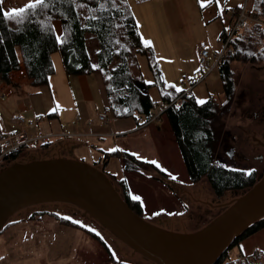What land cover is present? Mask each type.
Here are the masks:
<instances>
[{"label": "rangeland", "instance_id": "374dc122", "mask_svg": "<svg viewBox=\"0 0 264 264\" xmlns=\"http://www.w3.org/2000/svg\"><path fill=\"white\" fill-rule=\"evenodd\" d=\"M135 1L128 0L129 7L134 6ZM181 1L186 3V14L182 15L176 12V6L180 4V0H162L161 2L153 0V4L167 7L170 12L167 13L166 18H163L161 12L157 13V16L163 20V23L157 20L159 34H155L151 27L149 30L147 29L150 37L149 45L153 49L152 62L158 68L161 77H156L152 71L149 72L148 64L143 65L139 61L138 68L142 80L146 83V74H149L154 80L156 77L159 84L163 81L162 88L165 90L177 92L176 89L179 88L184 91L188 88V84L183 85L180 82L183 77L196 79L200 77L197 72V60H195V41L200 42L204 38L211 37L214 39L210 38L217 52H223L226 49L224 57L229 62L230 78L233 84V97L228 103L229 105L225 103L222 81L218 71L219 65L210 76L207 75L197 83L189 95H193L196 103L197 100L207 102L209 98H212L220 106L213 118V125L217 127L215 129L218 131L219 140L217 159L239 169L254 171L256 181H258L259 175L264 171V147L258 145L256 138L264 142V125L251 116L254 112L259 113V110H264V61L242 55L240 58L232 60L231 57L235 55L233 42H236L237 37V42H240L241 38L235 35L233 42L228 44L225 49H223V42L220 39L222 30L228 28L234 14L243 7V0H237L239 9L235 12L227 11L232 0H229L227 4V0H220L219 6L223 15L210 24H207L203 18V10L198 6L197 0ZM1 2L4 11L7 12L13 8L24 7L32 0H1ZM142 2L144 3L145 0L140 1V3ZM156 7L160 8V6ZM251 9L252 6H249V13H251ZM169 30L176 31V40L186 58L187 63L185 64L192 75L186 73L188 70L185 73H179V66L171 57V43L168 42L167 36L164 37L166 31ZM245 31L242 30L240 33ZM257 37H259L258 34ZM86 39L88 43L92 41L96 47L97 42L92 35H87ZM95 47L89 43L88 52L91 51L92 56L97 50L95 49L93 53ZM262 47L263 40L260 45L253 48L254 52L258 53ZM143 58L144 56L139 55L137 61ZM51 60L54 66V74L49 80L52 96L56 102L61 96L66 103L73 104L76 93H73L65 80L66 74L60 52L52 53ZM168 85L175 87L170 88ZM150 96L154 102V112L157 113L163 106L162 101L153 88L150 91ZM212 110L215 108L212 107ZM152 125L116 138L106 136L101 140L96 139V143H94L99 147L103 146L106 150H124L144 161H156V164H159L160 167L152 163L153 167L151 168L147 167L145 170L137 168V172H132L123 169V165L119 166L118 159L113 158L105 168L107 177L122 198L123 192L118 180L126 178L131 197H139L137 200H139L142 210L138 216L141 219L165 230L186 232L224 210L233 202L235 196L243 193L241 191H225L218 194L212 189L206 177L192 182L185 169L180 148L164 116ZM148 129L151 130L152 137H147ZM225 131L230 132L231 136L236 138L232 145L237 154L231 161L225 157L221 148V140ZM28 133L30 136L41 134L36 127L30 129ZM251 133L256 138H252ZM116 139L118 141H115ZM97 141L100 142L97 143ZM40 145L41 142H38L32 147H28L26 151L34 153L41 148ZM31 155L35 156L24 157L25 159L22 160L49 156L47 154L42 156L43 154L40 153ZM240 155L244 156L246 160H241ZM77 156L83 157L84 161L82 162L91 166H96V162L103 159L98 152L89 149L81 151V155L78 153ZM261 157V160L257 159ZM7 165L6 161H0V167ZM121 167L123 172H121ZM148 173L153 177L148 178L150 177ZM145 174H148V177L144 176ZM172 176H175L176 179L173 180ZM81 209V207L67 202H46L14 212L6 220L2 227L3 230L0 232V264H160L129 246L86 210L82 215L79 212ZM41 211L48 213L39 217L42 215ZM48 214L56 216L57 219ZM262 215L264 216V213ZM29 217L31 219H28ZM79 226L91 232L87 233L83 229L76 228ZM92 232L100 239L94 238ZM227 252L228 264H232L229 262L234 260L238 249L236 247L229 248Z\"/></svg>", "mask_w": 264, "mask_h": 264}, {"label": "trees", "instance_id": "16d2710c", "mask_svg": "<svg viewBox=\"0 0 264 264\" xmlns=\"http://www.w3.org/2000/svg\"><path fill=\"white\" fill-rule=\"evenodd\" d=\"M45 4L46 6L27 9L20 16L8 18L4 15L6 11L0 0V79L8 80L9 72L17 69L20 62H23L27 76L33 78V86H46L49 77L54 73L51 55L59 51L67 75H80L95 70L101 72L114 118L132 117L139 126L143 121L151 119L155 114L154 102L148 93L150 86L143 82L140 75L137 56H145L154 75H161L152 62V47L146 46L140 38L128 0H45ZM251 14L264 18V0H253ZM55 21L60 23V37L55 33ZM242 30L246 31L240 33ZM224 31L225 29L221 36ZM263 31L259 24L251 21L239 29L235 35L241 38L240 42H237L238 37L233 42V37L229 43L233 42L235 51L231 59L240 58L242 55L264 61ZM89 34L98 45L94 61L91 60L86 43V36ZM260 39L263 40V47L255 53L253 48L260 45ZM225 50L218 62V71L225 103L229 105L233 97V84L229 62L224 57ZM162 84L163 81L160 85ZM180 93L161 92V98L167 104ZM219 108L212 98L205 104L198 105L191 95H186L180 99L179 104L170 106L161 115L173 132L192 182L206 177L218 194L225 191H241L244 194L257 182L255 173L217 159L219 140L213 118ZM47 145L42 146L47 148ZM28 153L26 149H20L10 154L7 161L13 163L32 157ZM113 154L122 157L126 171L137 172V168L145 170L153 167L151 163L138 160L129 153L115 151ZM28 161L30 160L24 162ZM2 169L4 168H0V171ZM118 183L123 192L122 199L139 215L142 210L140 202L131 197L128 181L123 178ZM46 213L48 212H40ZM263 227L264 216L247 221L229 246L211 264H228L227 250ZM76 228L91 232L82 226ZM2 230L3 228L0 232ZM92 236L100 239L93 232ZM230 261L232 264H264V251L255 249L244 260L237 258Z\"/></svg>", "mask_w": 264, "mask_h": 264}, {"label": "water", "instance_id": "95a60500", "mask_svg": "<svg viewBox=\"0 0 264 264\" xmlns=\"http://www.w3.org/2000/svg\"><path fill=\"white\" fill-rule=\"evenodd\" d=\"M0 168H4L0 171V230L22 208L67 202L81 207L82 215L86 210L129 246L160 264H211L247 221L264 213V171L249 191L235 196L224 210L191 230L173 232L141 219L104 172L78 159L50 156Z\"/></svg>", "mask_w": 264, "mask_h": 264}, {"label": "crops", "instance_id": "0c3cea01", "mask_svg": "<svg viewBox=\"0 0 264 264\" xmlns=\"http://www.w3.org/2000/svg\"><path fill=\"white\" fill-rule=\"evenodd\" d=\"M140 1L141 0H136L134 6L130 7V9L136 21L140 38L144 42L145 40L149 41L148 39L150 37L148 36V30L150 27L153 28L155 34H159V23L157 22V20H159L160 23H163V20L157 16V13L161 12L163 18H166V15L168 12H170V9H167V7H163L162 5L153 4V0H145L144 3H140ZM161 1L162 0H160V2ZM227 3H229V0H227L226 4ZM185 4V2H182L180 0V4L176 6V12H178L180 15L186 14ZM197 4L200 9L203 10L202 15L207 24L213 23L216 18H219L223 15L220 6L218 7L215 3H212L204 8H201L200 0H197ZM229 4L230 8H227V11L231 10V12H235L239 9L237 0H232V4ZM156 6H160V8ZM54 29L56 36L60 37L61 27L58 21L54 22ZM175 34L176 31L170 30L166 31V34H164V37L167 36L169 40L168 42L171 43V57L172 59H174L175 63L178 64L180 70L179 73H185V71L188 70L186 73H189L188 75H192L189 71V68L185 64L187 63V61L182 53L180 46L178 45ZM210 38H204L203 40H205L208 44V47L210 49V61H212L214 55L218 52L215 50L213 42L211 40L213 38ZM198 42V40L195 41V60H197ZM86 43L87 48H89V43H91V45L95 47L92 41H89L88 43L86 40ZM97 48L98 47L96 45V47L93 49V53ZM88 53L91 57V60L94 61V55L92 56V52L90 51ZM139 61L143 65L148 64L147 58L145 56L143 59L138 60V62ZM216 66H218V64ZM216 66L207 74L208 76L212 74V71L216 69ZM150 71L151 70L149 68V72ZM65 80L68 83L69 88L73 90V93H76L73 104L66 103L65 100H63V97H59L58 95L57 97H59V99L58 102H56L55 98L52 96L49 81L46 86H33V78H29L27 76L26 68L23 62H20L17 69L9 72L8 80L0 79V88L5 87L7 89L6 96L0 98V130L4 133L14 131L15 127L11 124L10 117L13 114H20L23 116L24 120L30 124V126L27 127L26 130L28 136H30L28 133L29 130L35 127L40 131L41 134L53 135V140L51 139L50 144L47 145V148H43V146H41V148L34 153L43 154L42 156L46 154L49 156H66L84 161V158L81 156H77V154L80 153L81 155V151L89 149L93 150L94 152H98L99 155H101L103 158L99 160V162H96L97 166L95 167H102L105 170V168L109 165V161L114 158L118 159L119 166L123 165L124 169V162L122 157L114 155L113 152H129L118 149L106 150V148H104L103 146L99 147V145L94 143H96V139L101 140L106 136L116 138L120 135H126L128 133L139 131L138 129L140 128L139 125H137L136 120L132 117L114 118L100 71L95 70L80 75L66 74ZM149 81L151 83H148ZM145 84H148L150 86L148 89L149 96L150 91L153 88L159 94L162 104H164V101L161 98V92H168V90L162 88L164 84L160 85L161 83L159 84L156 77L154 80V78L152 79L149 74H146ZM191 96L193 97V95ZM100 113L105 114V120L99 119L98 115ZM161 117L163 116L161 115L160 118ZM155 121L147 126H153L152 124ZM146 133L147 137H152L151 130ZM115 141H118V139H116ZM98 142L100 141H97V143ZM34 153L29 152L28 154ZM133 156L138 160H142L135 155ZM123 169L121 167V172L124 171ZM148 174H145L144 176H150V174ZM151 177L153 176L151 175L148 178ZM81 234L83 235V233ZM235 247L238 249V254L234 258V260L237 258L244 260L247 256L251 255L255 249L264 251V227L244 238L232 248Z\"/></svg>", "mask_w": 264, "mask_h": 264}, {"label": "built area", "instance_id": "2783aa9c", "mask_svg": "<svg viewBox=\"0 0 264 264\" xmlns=\"http://www.w3.org/2000/svg\"><path fill=\"white\" fill-rule=\"evenodd\" d=\"M253 0H243V7L238 10L231 21L229 26L225 29L221 36L223 42V49L230 43L231 39L235 36L236 32L241 29L248 21L259 24L264 29V18H259L248 12L249 6H252ZM223 52H218L214 55L212 61H210V49L205 40H201L197 45V72L200 74L198 79L191 77H183L181 79L182 84H188V88L182 91L176 98L171 102L164 104L161 107L159 113H155L151 119L143 121L139 128L145 127L151 124L155 120H159L161 113L172 105H177L183 96L189 95L192 88L199 83L219 62ZM7 89L5 87L0 88V98L5 97ZM100 120H105L106 116L103 113L99 115ZM11 124L15 127V130L9 133H4L0 130V161H7V157L10 154L20 150L27 149L28 147L34 146L36 143L41 142V145L50 144L52 134H41L37 136H28L27 127L30 126L23 116L20 114H13L10 117Z\"/></svg>", "mask_w": 264, "mask_h": 264}, {"label": "snow or ice", "instance_id": "6c2138e0", "mask_svg": "<svg viewBox=\"0 0 264 264\" xmlns=\"http://www.w3.org/2000/svg\"><path fill=\"white\" fill-rule=\"evenodd\" d=\"M215 3L218 7L220 4V0H200V6L201 8L207 7L208 5ZM37 6H46L45 0H32V2L28 3L25 7L20 8H13L7 12L4 13V15L8 18L20 16L23 14L27 9L36 8ZM59 39V38H58ZM146 46H149L150 42L145 40L144 41ZM148 83H151L150 81ZM168 87H175L174 85H168ZM177 92L182 91L181 89L177 88ZM206 101L204 100H197L198 104H204ZM115 150V149H113ZM150 163L156 164V161H150ZM157 167H160L159 164H156ZM173 180L176 179L175 176L171 177ZM134 199H139V197H133Z\"/></svg>", "mask_w": 264, "mask_h": 264}, {"label": "flooded vegetation", "instance_id": "af4514ba", "mask_svg": "<svg viewBox=\"0 0 264 264\" xmlns=\"http://www.w3.org/2000/svg\"><path fill=\"white\" fill-rule=\"evenodd\" d=\"M251 117H252L254 120H258L259 123H263V125H264V110H262V109L259 110V113L254 112V114H253ZM249 120H252V119H249ZM223 134H224V137H223L222 140H221V141H222V146H221V148L223 149V153H224L225 157H226L229 161H231L232 159H235L236 154H237V153L235 152V149H234L233 145H232V143L236 140V138L233 137V136H231L230 132H228V131H225ZM257 143H258L259 146L264 147V146H263V143H264V142L257 141ZM237 156H238V155H237ZM239 158H240L241 160H246L245 157L242 156V155H240ZM257 159L261 160L262 157H261V158H257ZM221 162H224V161H221ZM96 166H97V165H96ZM98 169L105 173V170H104L102 167H98ZM105 174H106V173H105ZM107 175H108V174H107ZM44 215H47V213H46V214H42V215H40L39 217H42V216H44ZM50 216H51V215H50Z\"/></svg>", "mask_w": 264, "mask_h": 264}]
</instances>
